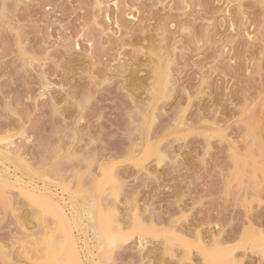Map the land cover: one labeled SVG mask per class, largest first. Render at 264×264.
Returning <instances> with one entry per match:
<instances>
[{
	"label": "rangeland",
	"instance_id": "374dc122",
	"mask_svg": "<svg viewBox=\"0 0 264 264\" xmlns=\"http://www.w3.org/2000/svg\"><path fill=\"white\" fill-rule=\"evenodd\" d=\"M262 26L264 0H0V264L72 262L33 185L84 214L81 264L121 236V264H261Z\"/></svg>",
	"mask_w": 264,
	"mask_h": 264
},
{
	"label": "bare ground",
	"instance_id": "6f19581e",
	"mask_svg": "<svg viewBox=\"0 0 264 264\" xmlns=\"http://www.w3.org/2000/svg\"><path fill=\"white\" fill-rule=\"evenodd\" d=\"M151 45H152V43H151ZM147 48V47H146ZM160 54V53H159ZM162 57V56H161ZM161 57H159V58H161ZM166 59V58H165ZM167 60V59H166ZM166 60L165 61H163V63H165L166 62ZM153 61H154V57H153ZM153 61H151V62H153ZM156 62L158 61V59H156L155 60ZM162 61L160 60V61H158L155 65H151V67H150V71L148 70V72H149V75H150V77H152V81L154 82V83H156V86H155V88H154V90L152 89V93H153V95H154V100L155 99H157V98H159L160 96H162V97H164V98H166L165 96H163V95H166L167 94V88L166 87H168L167 85H168V83L170 82V79H169V77H171L170 76V74H168V71H169V67H167L168 65H169V62H166L167 63V66H166V63H165V66L164 65H162ZM154 64V63H153ZM172 69V68H171ZM138 71V70H137ZM147 71V70H146ZM170 72V71H169ZM136 73V72H135ZM132 75V74H131ZM146 75H147V72H146ZM96 76V75H95ZM132 78H134L133 76H131ZM137 77V76H136ZM146 77V76H145ZM138 78V77H137ZM108 79V78H107ZM136 79V78H135ZM141 79V78H140ZM133 80V79H132ZM131 80V81H132ZM139 80V79H138ZM132 83H133V81H132ZM137 83V82H136ZM135 83V84H136ZM148 83H150V82H148ZM140 84V83H139ZM145 84H146V82H145ZM131 87V86H130ZM139 87V86H138ZM149 87V86H148ZM154 87V86H153ZM152 87V88H153ZM140 88V87H139ZM133 90V89H132ZM166 91V92H165ZM166 93V94H165ZM149 94H151V93H149ZM170 94V93H169ZM168 95V94H167ZM169 96H167V98H168ZM163 98V99H164ZM158 100H160V99H158ZM150 103H151V101H150ZM154 103V102H153ZM157 103V102H156ZM152 105H154V104H152ZM58 108V107H57ZM151 114V113H150ZM152 116H153V114H152ZM250 120V119H249ZM252 120V119H251ZM149 122V121H148ZM187 123V122H186ZM144 124H146V123H144ZM150 141V140H149ZM2 147V146H1ZM1 147H0V153H1V156H2V158L4 159V158H8V156L6 155L7 153L4 151V147L1 149ZM6 149V148H5ZM260 149V148H259ZM252 150V149H251ZM261 150H262V148H261ZM6 151H9V150H6ZM74 152V151H73ZM0 156V157H1ZM1 162V161H0ZM2 163H3V165H5V163H4V161L2 160ZM5 166H7V165H5ZM8 167L9 166H7V169H8ZM3 168H4V166H3ZM10 168V167H9ZM15 170V169H14ZM4 171H5V169H4ZM8 171V170H7ZM6 171V172H7ZM5 172V173H6ZM17 174V173H16ZM7 175V174H6ZM9 175H10V172H9ZM16 180H17V182L19 181V182H22V180H23V178L19 175V174H17L16 175ZM24 181V180H23ZM69 182V181H68ZM22 183H24V182H22ZM27 183V182H26ZM25 183V184H26ZM30 183H31V181H30ZM28 184V183H27ZM38 184V183H37ZM32 185V184H31ZM38 186V185H37ZM85 186V185H84ZM31 188H32V190L31 191H34V192H32V197H33V199L34 200H36V201H40V202H42L45 206H47L52 212H53V215H54V217H55V219H56V223H59L61 226H62V230H63V232H64V234H63V238H62V240L64 241V242H67V243H69L68 244V250H70L71 249V252H72V262L70 263L69 262V254H68V256H66V257H62L63 259H62V261L59 259V260H55V261H52V262H50L51 264H81V261H80V259L78 258V255H77V258L76 257H74V255H76L77 253H78V251H77V247H76V244H75V239H74V236H75V230L77 229L78 230V228H79V224L83 221V217H84V214L83 213H81V212H78V211H73L72 209H70V211L68 212L67 211V207L68 206H70V205H67L66 204V202L63 200V199H61L60 197H59V194H57V193H54V192H50V191H47V190H45L44 192H42L43 193V195H41V194H38V193H36V191H35V189L37 188L36 186H31ZM16 189V188H15ZM17 190V189H16ZM37 190H39V189H37ZM106 192H107V190H106ZM6 193V192H5ZM4 197H5V195H4ZM1 198V197H0ZM45 198V199H44ZM46 198H47V200H46ZM9 199V198H8ZM1 200H2V198H1ZM0 202H2V201H0ZM10 204V203H9ZM73 206H72V208H75L76 207V203H75V201H73L72 203H71ZM108 204V203H107ZM28 205V204H27ZM1 207H2V205H1ZM8 208V207H7ZM35 208V207H34ZM106 208V207H105ZM15 210V209H14ZM78 210H79V208H78ZM40 211V210H39ZM83 211V210H82ZM111 211V210H110ZM115 211V210H114ZM84 213H85V211H84ZM132 213V212H131ZM40 214V213H39ZM44 215V214H43ZM46 215V214H45ZM143 215V214H142ZM49 216V215H48ZM47 216V217H48ZM37 217V216H36ZM43 216H41V218H42ZM43 219H44V217H43ZM46 219V218H45ZM50 219V218H49ZM52 219V218H51ZM113 219V218H112ZM55 221V220H54ZM40 224H41V222H40ZM50 224V223H49ZM117 225V224H116ZM45 226V225H44ZM110 227V226H109ZM52 228H55L56 229V227H52ZM114 228H116V227H114ZM113 228V229H114ZM124 228H125V226H124ZM55 229H54V231H55ZM117 229V228H116ZM104 230H105V228H104ZM124 230V229H123ZM46 231V230H45ZM50 231V230H49ZM116 231V230H115ZM80 232V231H79ZM61 233V231L59 232V234ZM82 233V232H81ZM106 233V232H105ZM111 233V232H110ZM62 234V233H61ZM61 234L59 235V236H61ZM192 234V233H191ZM82 235V234H81ZM83 237H84V234H83ZM41 238V237H40ZM44 238V237H43ZM57 238V237H56ZM82 238V237H81ZM98 238V237H97ZM87 239V238H86ZM34 240V239H33ZM56 241L58 240V238L57 239H55ZM144 240V239H143ZM51 241V240H50ZM80 241V240H79ZM141 241V240H140ZM224 241V240H223ZM59 242H62L61 240L60 241H58V243ZM22 243V242H21ZM43 243V242H42ZM55 243V242H54ZM54 243H51L52 245L54 244ZM35 244H37V243H35ZM59 244H61V243H59ZM56 245V244H55ZM140 245V244H139ZM40 246V245H39ZM48 246H51L50 244L48 245ZM146 246V245H145ZM23 248H24V246H23ZM44 248V246L42 247V248H40V249H43ZM56 248H57V246H56ZM25 249H26V246H25ZM36 249V248H35ZM58 249V248H57ZM34 250V249H33ZM24 252V251H23ZM104 252V251H103ZM74 253V254H73ZM64 254V253H63ZM32 255V254H31ZM24 256V255H23ZM33 256V255H32ZM32 256H31V258H32ZM44 255H42V257H43ZM81 256V255H80ZM36 257V256H35ZM34 256H33V258H35ZM41 257V258H42ZM45 257V256H44ZM40 259V258H39ZM107 259V258H106ZM8 261V260H7ZM48 261H50V259L48 260ZM209 261V260H208ZM36 262H37V260H36ZM88 264V263H87Z\"/></svg>",
	"mask_w": 264,
	"mask_h": 264
},
{
	"label": "snow or ice",
	"instance_id": "6c2138e0",
	"mask_svg": "<svg viewBox=\"0 0 264 264\" xmlns=\"http://www.w3.org/2000/svg\"><path fill=\"white\" fill-rule=\"evenodd\" d=\"M262 31H264V26H262ZM262 65H264V62H262ZM262 75H264V73H262ZM163 159H166V157H164ZM262 203H264V200H262ZM237 207L241 208L242 212L246 213L248 211L246 205L238 204ZM216 227L219 228L220 224L218 223ZM262 236H264V232H262ZM130 239H132V237L130 236H121L114 238L112 243L110 244L107 259L104 264H121V262L116 258L117 252L121 248V246L126 244ZM261 255L264 256V246H262L261 248ZM261 264H264V259L261 260Z\"/></svg>",
	"mask_w": 264,
	"mask_h": 264
}]
</instances>
